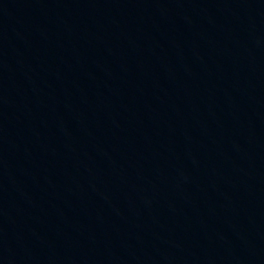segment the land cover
I'll return each mask as SVG.
<instances>
[{
	"label": "water",
	"instance_id": "1",
	"mask_svg": "<svg viewBox=\"0 0 264 264\" xmlns=\"http://www.w3.org/2000/svg\"><path fill=\"white\" fill-rule=\"evenodd\" d=\"M0 264H264V0H0Z\"/></svg>",
	"mask_w": 264,
	"mask_h": 264
}]
</instances>
